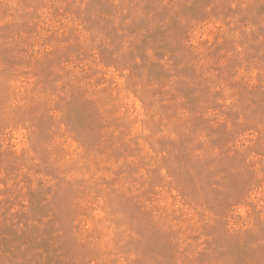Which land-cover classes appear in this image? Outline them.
Returning <instances> with one entry per match:
<instances>
[{"label": "rangeland", "instance_id": "374dc122", "mask_svg": "<svg viewBox=\"0 0 264 264\" xmlns=\"http://www.w3.org/2000/svg\"><path fill=\"white\" fill-rule=\"evenodd\" d=\"M0 264H264V0H0Z\"/></svg>", "mask_w": 264, "mask_h": 264}]
</instances>
